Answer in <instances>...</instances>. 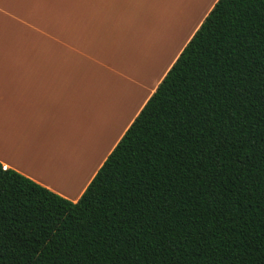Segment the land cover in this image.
I'll return each instance as SVG.
<instances>
[{"label":"trees","instance_id":"1","mask_svg":"<svg viewBox=\"0 0 264 264\" xmlns=\"http://www.w3.org/2000/svg\"><path fill=\"white\" fill-rule=\"evenodd\" d=\"M0 264H264V0H218L81 197L0 168Z\"/></svg>","mask_w":264,"mask_h":264},{"label":"crops","instance_id":"2","mask_svg":"<svg viewBox=\"0 0 264 264\" xmlns=\"http://www.w3.org/2000/svg\"><path fill=\"white\" fill-rule=\"evenodd\" d=\"M218 0H0V161L76 202Z\"/></svg>","mask_w":264,"mask_h":264},{"label":"snow or ice","instance_id":"3","mask_svg":"<svg viewBox=\"0 0 264 264\" xmlns=\"http://www.w3.org/2000/svg\"><path fill=\"white\" fill-rule=\"evenodd\" d=\"M0 168L7 169L8 168V164L4 163L3 161H0Z\"/></svg>","mask_w":264,"mask_h":264}]
</instances>
